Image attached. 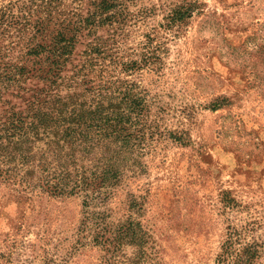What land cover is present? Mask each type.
<instances>
[{
  "label": "rangeland",
  "instance_id": "obj_1",
  "mask_svg": "<svg viewBox=\"0 0 264 264\" xmlns=\"http://www.w3.org/2000/svg\"><path fill=\"white\" fill-rule=\"evenodd\" d=\"M121 1L123 25L96 33L138 61L125 77L145 94L153 133L107 205L146 239L113 261L217 264L236 226L263 242L264 264V0ZM82 211L80 196L23 200L0 187V264H103L79 233Z\"/></svg>",
  "mask_w": 264,
  "mask_h": 264
},
{
  "label": "trees",
  "instance_id": "obj_2",
  "mask_svg": "<svg viewBox=\"0 0 264 264\" xmlns=\"http://www.w3.org/2000/svg\"><path fill=\"white\" fill-rule=\"evenodd\" d=\"M126 18L121 0H0V187L23 200L80 196L79 233L103 264L128 242L139 254L146 239L140 222L110 220L107 207L153 133L149 102L125 77L138 61L96 33ZM245 228H227L217 264H254L263 242Z\"/></svg>",
  "mask_w": 264,
  "mask_h": 264
}]
</instances>
